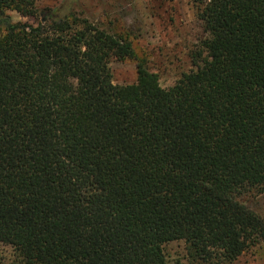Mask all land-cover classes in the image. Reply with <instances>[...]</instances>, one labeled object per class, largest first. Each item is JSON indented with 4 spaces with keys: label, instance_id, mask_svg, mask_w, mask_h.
I'll return each instance as SVG.
<instances>
[{
    "label": "trees",
    "instance_id": "1",
    "mask_svg": "<svg viewBox=\"0 0 264 264\" xmlns=\"http://www.w3.org/2000/svg\"><path fill=\"white\" fill-rule=\"evenodd\" d=\"M0 0V244L8 264H232L264 242V0H193L204 37L170 87L61 0ZM7 11L35 19L13 22ZM0 264L2 262L0 261Z\"/></svg>",
    "mask_w": 264,
    "mask_h": 264
},
{
    "label": "rangeland",
    "instance_id": "2",
    "mask_svg": "<svg viewBox=\"0 0 264 264\" xmlns=\"http://www.w3.org/2000/svg\"><path fill=\"white\" fill-rule=\"evenodd\" d=\"M61 0H38L43 13L59 6ZM70 13L131 42L136 59L110 60L112 82L118 85L134 83L137 79L136 63L142 61L147 69L156 73L159 84L168 88L183 73L195 69L193 54L199 50L204 37L200 20L195 16L193 0H78ZM13 22L36 25L44 14L35 19L21 17L7 11ZM245 204L264 218V192L243 198ZM173 263L192 264L186 257L183 242H172L164 247ZM11 248L0 244V261L8 264ZM196 264V263H193ZM232 264H264V242L251 246Z\"/></svg>",
    "mask_w": 264,
    "mask_h": 264
}]
</instances>
